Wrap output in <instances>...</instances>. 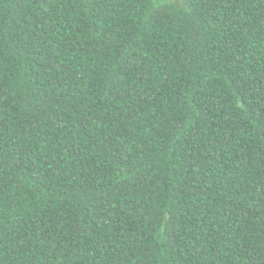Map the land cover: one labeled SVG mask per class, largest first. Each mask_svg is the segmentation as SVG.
<instances>
[{
  "label": "trees",
  "instance_id": "16d2710c",
  "mask_svg": "<svg viewBox=\"0 0 264 264\" xmlns=\"http://www.w3.org/2000/svg\"><path fill=\"white\" fill-rule=\"evenodd\" d=\"M0 264H264V0H0Z\"/></svg>",
  "mask_w": 264,
  "mask_h": 264
},
{
  "label": "snow or ice",
  "instance_id": "6c2138e0",
  "mask_svg": "<svg viewBox=\"0 0 264 264\" xmlns=\"http://www.w3.org/2000/svg\"><path fill=\"white\" fill-rule=\"evenodd\" d=\"M180 2L182 3V2H183V0H180Z\"/></svg>",
  "mask_w": 264,
  "mask_h": 264
}]
</instances>
